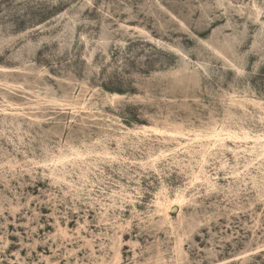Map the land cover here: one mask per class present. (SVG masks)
Masks as SVG:
<instances>
[{"label":"rangeland","instance_id":"rangeland-1","mask_svg":"<svg viewBox=\"0 0 264 264\" xmlns=\"http://www.w3.org/2000/svg\"><path fill=\"white\" fill-rule=\"evenodd\" d=\"M0 264H264V0H0Z\"/></svg>","mask_w":264,"mask_h":264}]
</instances>
